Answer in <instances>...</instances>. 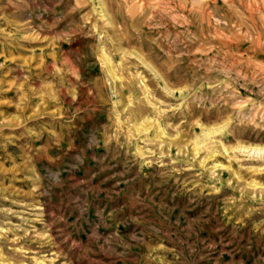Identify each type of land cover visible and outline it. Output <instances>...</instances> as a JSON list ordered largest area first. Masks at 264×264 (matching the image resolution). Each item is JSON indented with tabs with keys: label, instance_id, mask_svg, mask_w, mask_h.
<instances>
[{
	"label": "rangeland",
	"instance_id": "obj_1",
	"mask_svg": "<svg viewBox=\"0 0 264 264\" xmlns=\"http://www.w3.org/2000/svg\"><path fill=\"white\" fill-rule=\"evenodd\" d=\"M102 1L0 0V264H264V0Z\"/></svg>",
	"mask_w": 264,
	"mask_h": 264
},
{
	"label": "bare ground",
	"instance_id": "obj_2",
	"mask_svg": "<svg viewBox=\"0 0 264 264\" xmlns=\"http://www.w3.org/2000/svg\"><path fill=\"white\" fill-rule=\"evenodd\" d=\"M95 6L97 8V10L102 13V17H106L108 16V14L105 11L104 8V3L102 0H96L95 2ZM100 17V16H99ZM211 17V16H210ZM114 41V40H113ZM123 56L124 55H133L134 53H130V52H126L125 50H122ZM110 51L107 49V47H105L104 45H100L98 48V60L101 64V66L104 68V71L106 72L109 80L113 83H116L117 80L120 79V77L117 75V64H114V60H113V56L109 55ZM239 54V52L237 53ZM137 56V55H136ZM138 57V56H137ZM138 59L140 60V62L150 71L152 72L154 78L158 81L159 86L168 94H173L174 92H181V90L179 89H174L172 87H170L165 79V76L163 74L160 73L159 70H157L156 68H154V66H152L150 63L144 61L140 56L138 57ZM241 60V59H240ZM101 67V68H102ZM245 75V74H244ZM263 75V74H262ZM240 77V76H239ZM257 79V78H256ZM248 80V79H247ZM260 81V80H259ZM144 87L143 89L146 90L147 86L145 84H143ZM219 93V92H218ZM151 94V93H150ZM153 94V93H152ZM140 98V97H139ZM156 98V97H154ZM157 102V101H156ZM171 106V105H170ZM168 107V106H167ZM224 107V106H223ZM169 108V107H168ZM171 108V107H170ZM223 109V108H222ZM228 117V116H227ZM226 119V118H225ZM227 120V119H226ZM257 124V122H256ZM249 125V124H248ZM169 126V125H168ZM140 127V126H139ZM150 128V127H149ZM160 131V128H159ZM209 132V131H208ZM175 133V132H174ZM158 134V133H157ZM168 137V136H167ZM175 137V136H174ZM231 143V142H230ZM167 149V148H166ZM194 154H197V150L198 148L196 147V145L193 146L192 148ZM232 150H238L239 152H245L248 154H255V155H263L262 158H264V147L263 146H251V145H244L241 143H237L235 144L234 147H232ZM245 155V154H244ZM238 158V157H237ZM200 165V164H198ZM216 166V165H215ZM213 167V166H212ZM228 167V166H227ZM216 169V168H215ZM225 170V169H224ZM258 183V182H257ZM254 184H256V182H254ZM257 185V184H256ZM253 186V185H252ZM257 187V186H256ZM264 187V186H263ZM252 188V187H250ZM44 200V199H43ZM51 218V217H50ZM47 220V219H46ZM49 237V236H48ZM53 243V242H52ZM63 248V247H62ZM59 249V248H58ZM57 251V250H56ZM74 253V252H73ZM61 254V252H60ZM49 260V259H48ZM64 262V261H63ZM63 264V263H62Z\"/></svg>",
	"mask_w": 264,
	"mask_h": 264
}]
</instances>
